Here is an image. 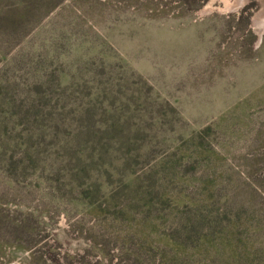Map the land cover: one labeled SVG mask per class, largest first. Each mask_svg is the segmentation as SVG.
<instances>
[{
	"label": "rangeland",
	"instance_id": "1",
	"mask_svg": "<svg viewBox=\"0 0 264 264\" xmlns=\"http://www.w3.org/2000/svg\"><path fill=\"white\" fill-rule=\"evenodd\" d=\"M0 264H264V0H0Z\"/></svg>",
	"mask_w": 264,
	"mask_h": 264
},
{
	"label": "trees",
	"instance_id": "2",
	"mask_svg": "<svg viewBox=\"0 0 264 264\" xmlns=\"http://www.w3.org/2000/svg\"><path fill=\"white\" fill-rule=\"evenodd\" d=\"M14 26V22L12 19L8 20L6 22V27L7 25ZM35 89H39V94H43L41 92L42 85H35ZM38 95L37 93L33 92V96ZM48 96V94H47ZM117 91L115 92L114 90L107 88L106 84L100 86L95 90L94 89H89V88H79L77 86H71L68 89H65L62 93V98H60V104H61V109L62 110H68V112L72 115H80L78 116L79 120L83 117L88 118V120L94 124H98L99 128H97L99 131H106V123L105 121L101 122H96L95 121V113H100L102 117L108 113L110 108L114 106L113 102L115 98L111 97H116ZM43 103V106H42ZM50 109L54 108L51 107V100H37L36 105L34 102L32 103L30 110H36L35 115L37 116L41 112H50L49 110L45 109ZM121 105L119 108L121 110ZM41 109V110H40ZM97 131V130H96ZM98 132V131H97Z\"/></svg>",
	"mask_w": 264,
	"mask_h": 264
}]
</instances>
